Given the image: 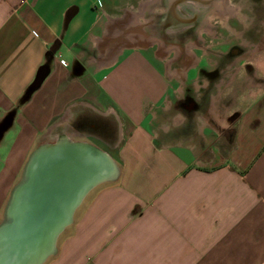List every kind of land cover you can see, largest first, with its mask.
Returning <instances> with one entry per match:
<instances>
[{
  "label": "crops",
  "instance_id": "0c3cea01",
  "mask_svg": "<svg viewBox=\"0 0 264 264\" xmlns=\"http://www.w3.org/2000/svg\"><path fill=\"white\" fill-rule=\"evenodd\" d=\"M175 1L0 0V217L60 133L112 148L120 170L44 264H264V25L245 37L239 3L206 0L226 34L202 29L197 55L166 24L193 2Z\"/></svg>",
  "mask_w": 264,
  "mask_h": 264
},
{
  "label": "water",
  "instance_id": "95a60500",
  "mask_svg": "<svg viewBox=\"0 0 264 264\" xmlns=\"http://www.w3.org/2000/svg\"><path fill=\"white\" fill-rule=\"evenodd\" d=\"M37 74L31 90L43 80ZM120 170L98 147L63 133L29 154L9 192L0 221V264H44L75 211L96 187L116 182Z\"/></svg>",
  "mask_w": 264,
  "mask_h": 264
},
{
  "label": "rangeland",
  "instance_id": "374dc122",
  "mask_svg": "<svg viewBox=\"0 0 264 264\" xmlns=\"http://www.w3.org/2000/svg\"><path fill=\"white\" fill-rule=\"evenodd\" d=\"M192 1H193L192 5L186 6V8L179 9V14H181L183 17H186V19H189L190 22L185 24L188 27V29L186 31H184L182 33V35H180V33H178V35L180 36V38H183L182 41L185 44L192 43V45L196 48L194 52H196L197 55L198 54L200 55V50L199 49L201 47L205 48V46L207 44V41H209V39H206V35L205 34H203L202 35V39H200L199 32L202 31V29H204L205 31L208 29L209 32L213 33V36L216 39L220 38L221 34H223V37H224V35L226 34V31H224V29H222L219 26L218 23H215L216 22L215 19L213 21H211V25L210 24L206 25L205 19H206V17H210L212 15L214 16V14L216 12V8L215 7H213V8L208 7V9H207L203 4L196 3L195 0H192ZM232 1H233V4L230 3V0L228 2L229 3V7H232V8L233 7L237 8L238 7V3H239L238 18L240 19L241 22H240V24H237V20H235L233 18V19L229 20V24L231 26H233V27H236V29H240L241 31L243 29H246V28L249 29V31L245 32V37L252 38V36L254 34H256V31L260 30L263 27V25H264V0H231V2ZM216 2H217V0H210L209 1V3H213V6H215ZM228 3H227V5H228ZM236 15H237V12H236ZM153 16H155V17L157 16L158 17V14L154 13ZM231 16H232V13H231V11L229 9V12L225 15V17L232 18ZM157 19H155V22H158ZM177 26H179V25H177ZM156 28H157V25L155 27L146 26L147 30L149 29V31H152L154 33H157L156 32L157 31ZM173 30L175 31L177 29H173ZM160 34H161V37H164V38L167 39L166 41H168V39L169 40L173 39L175 37V35H176V34L166 35L163 32L160 33ZM221 38H222V36H221ZM176 41L179 42V40H176ZM201 49H203V48H201ZM209 57L211 58L212 56H209ZM178 78H180V77H178ZM54 139L55 138H53V140ZM53 140L47 141V142H52ZM73 141H75V140H73ZM81 142H84V141H81ZM86 143H88V142H86ZM99 149H101V148H99ZM106 149H107V153L113 151L112 148H106ZM23 167H24V165L21 168L18 180L20 179ZM7 199H8V197H7ZM2 213H3V209L1 211L0 221L2 219Z\"/></svg>",
  "mask_w": 264,
  "mask_h": 264
},
{
  "label": "flooded vegetation",
  "instance_id": "af4514ba",
  "mask_svg": "<svg viewBox=\"0 0 264 264\" xmlns=\"http://www.w3.org/2000/svg\"><path fill=\"white\" fill-rule=\"evenodd\" d=\"M177 1H178V0H176L175 2H177ZM175 2L171 3V5L169 6L170 10H169V12L166 13V20H170V19H171V18H170L171 7H173V4H174ZM195 2H196V3H199V4H203V5H205V0H195ZM168 4H169V3H168ZM169 8H168V9H169ZM176 14H177V17H179L178 13H176ZM189 22H190L189 19H185V18L183 19V18L179 17V18H177V19H175V20L171 19V21H170L169 23L166 22V24H168L169 26H174V25L186 24V23H189Z\"/></svg>",
  "mask_w": 264,
  "mask_h": 264
},
{
  "label": "bare ground",
  "instance_id": "6f19581e",
  "mask_svg": "<svg viewBox=\"0 0 264 264\" xmlns=\"http://www.w3.org/2000/svg\"><path fill=\"white\" fill-rule=\"evenodd\" d=\"M206 1V0H205ZM227 4V3H226ZM225 10V9H224Z\"/></svg>",
  "mask_w": 264,
  "mask_h": 264
}]
</instances>
